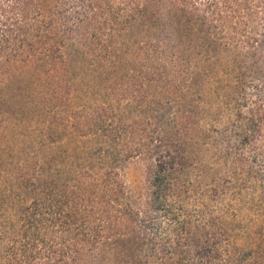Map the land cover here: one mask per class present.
Returning a JSON list of instances; mask_svg holds the SVG:
<instances>
[{
	"label": "rangeland",
	"instance_id": "1",
	"mask_svg": "<svg viewBox=\"0 0 264 264\" xmlns=\"http://www.w3.org/2000/svg\"><path fill=\"white\" fill-rule=\"evenodd\" d=\"M138 27L120 34L123 44L113 56L97 57L60 31L0 58V264H9L4 248L23 206L74 184L83 170L117 169L124 201L149 213L161 150L176 156L172 198L193 228L201 233L210 222L226 230L229 249L250 254L242 264H264V98L256 97L251 78L245 89L238 85L236 58L245 50L205 52L185 44L158 52L144 42L165 34ZM47 42L64 52L51 74L37 66ZM98 105L150 121L161 138L152 150L127 158L120 145L75 131L68 116Z\"/></svg>",
	"mask_w": 264,
	"mask_h": 264
},
{
	"label": "trees",
	"instance_id": "2",
	"mask_svg": "<svg viewBox=\"0 0 264 264\" xmlns=\"http://www.w3.org/2000/svg\"><path fill=\"white\" fill-rule=\"evenodd\" d=\"M138 25L165 34L144 42L158 52L185 44L205 52L245 50L236 58L238 85L245 89L251 78L256 97L264 98L259 84L264 83V0H0V58L17 56L60 31L68 33L64 38L81 40L97 57L113 56L123 44L120 34ZM168 57L156 59L167 62ZM63 61L62 45L47 42L37 66L51 74ZM68 120L82 135L120 145L127 158L152 150L161 138L157 125L126 119L106 105L81 107ZM175 168V154L161 150L147 214L124 201L125 183L117 169L83 170L74 184L23 206L5 258L9 264H242L250 254L240 256L232 244L230 250L226 230L207 222L200 233L183 207L175 206Z\"/></svg>",
	"mask_w": 264,
	"mask_h": 264
}]
</instances>
